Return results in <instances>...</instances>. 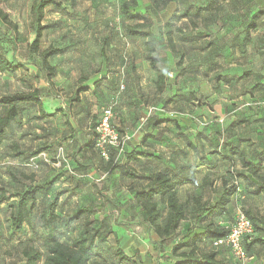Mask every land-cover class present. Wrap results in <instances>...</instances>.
Instances as JSON below:
<instances>
[{"label":"rangeland","instance_id":"374dc122","mask_svg":"<svg viewBox=\"0 0 264 264\" xmlns=\"http://www.w3.org/2000/svg\"><path fill=\"white\" fill-rule=\"evenodd\" d=\"M34 1L0 0V6L16 25L14 27L12 24H0V32L13 40V43L4 44L2 53L10 60L15 57L25 63V67L15 74L0 71V98L39 88L44 108V113H41L36 104L20 105L21 114L10 131V139L0 144V188L6 184L18 186L8 174L10 167L23 168L28 174L35 176L36 183L46 182L50 177L60 173L63 174V178L47 196L39 195L37 205L26 221L25 229L20 233H14L11 229L8 204L0 205V264L24 263L20 242L34 245L46 252V237L50 234H57L60 230L61 240L73 244L74 239L83 234L90 225L102 226L104 230L110 232L108 240L98 244V253L102 254L98 258L102 264H179L181 258L174 257L171 248L184 231L179 229L171 244L159 242V237L145 221L143 211L135 200V191L141 189L145 181H140L139 178L134 182L132 179L121 177L119 171L115 169L120 168L121 162L126 160L127 147L124 152L113 150L111 155V158L112 156L114 158L113 166L107 167L109 160L102 158L93 146L96 127L104 110L109 107H113V112L119 115L133 109L134 103L124 99L132 91L147 98L146 109L164 106L162 108L175 112L174 115H166L180 119L182 124L185 115L193 114L194 118L190 117L191 128L195 131L191 134L203 138L211 134L208 123L214 119L217 106L226 105L228 109L237 107L235 103L239 105L245 103L248 110L246 98L249 100V97L245 96L242 99L239 96L241 93L247 95L252 91L260 92L258 98L261 103L254 106L264 110V16L259 19L258 29L251 32L250 40L253 41V45L251 43L246 47L243 57L246 70L248 66L256 63L261 75H258L256 80L226 82L220 78L217 80L214 75L208 78L203 72L194 75L182 74L180 68L182 66L187 68L189 66L187 63L193 57L190 53L191 55L192 52L195 53L194 58L196 53L201 54L199 60L208 61L212 58L213 54H204L200 50L204 46L203 43H199L201 45L197 51L190 49L189 45L177 43L176 48L179 51L175 52L160 39L163 23L173 14L175 5L178 10L181 8L180 1L171 4L165 10L157 11L152 0H139L138 10L149 17L153 27V37L147 44L142 39H134L127 35L125 24L130 21L120 12L123 0H57L61 2L62 9H57L53 5L46 9L43 23L50 27L44 31L40 46L41 51L51 45L63 49L62 54L50 58L51 65L56 68L51 78L40 54L30 50V44L35 38L31 12ZM216 1L217 5L213 6V11L219 14L231 10L240 11V18L236 22L243 33L252 13L259 9L264 10V0ZM224 18L218 17L221 21ZM184 22L187 21H178V24ZM200 24L203 25L204 22ZM211 39L212 37L203 40L210 42ZM151 46L154 47L153 51ZM150 55L156 58L157 70L151 65ZM221 61L218 58V62ZM174 70H180V73L176 76ZM154 71L163 72L165 75L163 92L157 88L155 81L157 78L149 76L155 75ZM111 72L113 74L110 75ZM138 72L140 75L143 73L144 80L139 78ZM141 81L144 83L141 84ZM177 86L181 88V92L186 90L183 93L186 96L178 95V105L169 109V104L175 98L172 97V89ZM136 102L139 100L136 99ZM138 108L144 109L140 105ZM248 111L252 112L254 109ZM177 115L179 117H176ZM157 124L158 121L155 125ZM125 131L131 132L130 129ZM185 131L187 134L188 130ZM178 134L188 143L189 137L185 133ZM195 135H191L192 140ZM13 141L20 142L26 151L48 147L43 152L51 159L56 158L60 148H63L68 159V167L56 171L45 163L41 156L36 159L39 168L21 167L19 160L8 155ZM201 147L203 150L197 155L200 163L209 154L208 149ZM88 167L90 169H87ZM109 168L114 172V177L108 175L102 178V173L98 169L104 172ZM196 176L201 178V175ZM209 180L212 183L217 180L221 184L218 175H213ZM59 189L66 190L60 198L57 210L59 220L54 229L48 230L41 226L40 214L44 208L43 203L54 198ZM213 192L214 187L209 186L204 197H211ZM180 195H186L185 191L180 192ZM156 200L162 208L165 207L159 197ZM90 202L97 203L98 211L93 216H83L66 228V220L82 205ZM193 208L189 210V214L195 219ZM239 210L227 221L228 226L232 224ZM206 243L208 245L200 251L203 254L215 252L219 263L214 264H264V244L254 247L252 253L249 252L248 260L242 261L226 246L213 249L209 241ZM119 249L130 261L120 262ZM189 250L190 247L180 252Z\"/></svg>","mask_w":264,"mask_h":264},{"label":"trees","instance_id":"16d2710c","mask_svg":"<svg viewBox=\"0 0 264 264\" xmlns=\"http://www.w3.org/2000/svg\"><path fill=\"white\" fill-rule=\"evenodd\" d=\"M177 1H180L181 8L179 10L176 9L173 15L163 24V29L160 31V39L167 43L175 52L179 51L176 48L177 43L189 45V48L193 49V51H197L199 45L203 43L204 46L200 50L204 52V54H213L212 58L207 61L205 59L199 60L201 54L196 53V58H194L195 53L192 52V55L190 53V56H193L191 57V64L187 66V68L184 66L180 68L183 71L182 74L193 73L194 75L203 72L207 76L208 71H214L215 69L221 68L218 58L222 59V56H224L228 49L234 48V46H243V53H245L246 47L250 43L253 45V41L250 40L251 32L258 29L259 19L264 16L263 9H259L252 13L243 33L240 25L236 22L238 18H240L239 15L233 14L229 11H225L223 14L213 11V6L217 5L216 0H152L153 6L157 11L165 10L168 8V5L171 3L176 4ZM52 5L57 9H62L61 2H58L57 0L34 1L31 12L35 38L30 44V50L33 53L40 54L43 65L48 70L51 78L54 76L56 68L51 65L50 58L63 53L61 47L53 45L43 51L40 50L44 31L50 27V25H45L43 23L45 11ZM139 7V0H123L120 6V12L128 21H130L125 24L127 35L134 39L147 41L153 37L152 22L146 14L138 10ZM180 11L181 14H179ZM242 13L244 14V11ZM218 17L225 18L221 21ZM182 20L187 22L178 24V21ZM199 21L200 23L204 22V24L201 25ZM0 24H12L16 27V25L9 19L8 13L5 12L1 6ZM222 29H225L226 31V35L222 39L214 38L211 39L210 42H205V40H203L215 37V35L219 34ZM6 43H13L12 38L0 32V71L2 73L15 74L18 70L25 67V63L18 61L15 57L10 60L2 53L3 46ZM153 49L154 47L151 46L152 51ZM216 57H218L217 60H215ZM150 59L152 67L157 70L156 58L150 55ZM252 66L251 68H255V66ZM246 72L250 71L248 70ZM158 73L156 85L158 90L163 92L165 90V75L162 72ZM215 73L214 76L217 80L220 78L226 82L237 81L234 78H228L229 75L220 73L219 70ZM260 73L258 75H261ZM29 103L38 105L41 113H44L42 95L39 88H34L29 92L2 96L0 98V105L2 106V112L0 113V144L10 139V131L21 114L20 105ZM160 114L163 113L151 116L146 122H149ZM187 116L194 118L193 114L188 113ZM159 122L160 121H158V123ZM235 123L236 122H234V124ZM119 131L121 133L128 132ZM129 133L133 134L132 132ZM217 134L221 135L220 130H218ZM95 139L93 146L96 150ZM128 144L129 142L126 144L125 148ZM186 144L196 153V156L201 150H203L201 147L202 145H196L192 140H189ZM203 147L206 149L204 144ZM125 148L123 152L125 151ZM47 149L48 147H41L26 151L23 149L20 142L13 141L12 148H10L8 155L15 160H19L20 166L24 167L28 166L32 158L39 156V154ZM223 149L227 152L224 159L233 163L237 157L250 175L256 177L260 183L264 182V150L259 152V158L256 160H250L248 159L247 154L240 149L235 141L230 142L229 144H224ZM125 153L126 160L128 161L138 162L141 160V157H155L154 154L137 148L129 152L126 150ZM111 155H113V150L111 151ZM208 161L209 157L207 155L201 163H206ZM113 163L114 158L112 156L107 163V167H112ZM198 163L200 162L198 161ZM192 168L193 165H185L174 170L163 169L154 172L149 178H147V183L144 184L141 189L135 191V200L143 211L145 221L159 237L160 243H173L174 237L176 236V233L179 232L182 223L189 219L192 220V223L187 225L178 242L171 248L173 256L181 258L178 262L179 264L219 263L216 259L217 254L215 252L203 254L200 251L203 247H200L198 244L201 241H205V243L209 241L213 249L225 247L224 245L214 246V242L218 239H223L228 235L230 231L229 226H224L216 219L227 212L232 197L238 191V183L231 181L228 179L229 177L226 178L224 176L221 179V187L217 188V180L214 183L210 182L209 179L212 177L210 174L203 180L201 195H194L183 200L178 195V188L186 184L196 183V171ZM53 169L58 171V169ZM87 169H90V167ZM110 169L111 168L107 170ZM115 169H118L119 174L124 178L146 179L137 176L136 172L134 173L132 170H128L125 165H120V168L116 167ZM8 174L14 182L18 183V186L14 187L11 184H6V186L0 188V205L3 203L8 204L10 209L11 229L14 233H20L25 229L24 226L26 221L29 219L32 210L36 207L39 195L47 196L49 191L63 178V174L60 173L54 175L43 183H36L35 176L28 174L20 167L17 169H14L13 167L8 168ZM242 176L243 174L240 175V177ZM209 186L214 187V198L213 200L209 199L202 203L204 190L209 188ZM65 191V189L57 190L54 198L43 203L44 208L40 214L42 227L48 230L55 228L59 220L57 210L59 208L60 198ZM257 191L259 195L264 196V187L258 188ZM157 197L162 200L165 209L160 206L159 202L156 200ZM191 208L194 209L195 219L189 214ZM97 211L98 205L96 202L82 205L73 216L66 220L65 227L68 228L73 222L79 220L83 216H93ZM244 211L254 225V232L244 240V247L249 255V252L252 253L254 247L264 244V237H260L264 235V214H252L250 210ZM60 233L61 231L58 230L57 234L52 233L50 236L46 237V252L34 245L20 242V246H22V257L24 258L23 264H102L98 258L99 256H102V254L98 253V244L104 243L108 240L110 234L109 231L104 230L102 226L98 227L90 225L86 228L83 234L74 239L73 244L62 241ZM206 245L208 244L206 243ZM188 247H190L191 250L180 252L182 249ZM118 256L120 262L126 260L130 261L121 249L118 250Z\"/></svg>","mask_w":264,"mask_h":264},{"label":"crops","instance_id":"0c3cea01","mask_svg":"<svg viewBox=\"0 0 264 264\" xmlns=\"http://www.w3.org/2000/svg\"><path fill=\"white\" fill-rule=\"evenodd\" d=\"M170 5H168V7ZM175 11L176 5L173 8V13ZM229 12L240 15V11ZM225 35L226 31L225 29H222L220 30V33L215 35V37H212V39H222L225 37ZM145 42L148 44L149 40ZM249 45H251V43ZM242 48L243 46H234V48H229L224 56H222V61L219 62L221 68L215 69L214 71H208L207 77L209 78V76L211 77L215 75V72L219 70L220 73L229 75L228 78L230 79L234 78L235 80L240 81L247 79L256 80L257 75L260 73L259 68L257 67V64L254 63L253 66H255V68L248 66L246 70L243 64L245 60L243 57L245 54L243 53ZM187 64L190 65L191 60ZM248 70L250 72H246ZM139 73L140 72H138V75H140ZM154 73L155 75H149L153 79H155V77L157 78L159 74L156 71H154ZM179 73L180 70H174V74H176V76ZM139 78H142V80L145 79L143 78V73L139 76ZM143 83L144 82L141 81V84ZM180 89L181 88L178 86L176 88L173 87L172 97L175 98L169 104L168 108H176L178 105V95L186 92V90L181 92ZM250 93L251 94L247 95H245V93H241L239 96L242 99H244L245 96L249 97V100L246 98L248 110L254 109V111H248L245 108V103H241L240 105L235 103L237 107H229L228 109L226 105L217 106L218 108H216L214 111V119H211V122L208 123L210 124L208 129L210 130L211 134L210 136H207V138H202L197 137L195 134H191L192 131H195V129L191 128L192 120L187 115L184 116L185 119H182L184 124L180 122V119H176L165 114H160L159 118L155 119L154 121L152 120L150 122H142L140 118L145 116V114L148 112V109L145 108V102L147 101V98L143 96V94L138 96L137 93L135 94L133 91L130 92L127 97H124V99H128L134 103L133 109L126 113L122 112L121 115L114 112L112 122L117 128H120V130L125 131L130 129V131L133 133V138L130 140L126 148L128 152L137 148L154 154L155 157H141V160L138 162L124 160L121 162V165H125L128 170H132L134 173L136 172L137 176L146 178L140 179V181H145L144 184H146L148 181L147 178H149L154 172L158 170H174L185 165L193 164L194 167L192 169L196 171V175H201V178L197 177L195 184H186L178 188V195L181 199L186 200L192 195H201L203 180L207 175H218L220 176V179L225 176L226 178L229 177L228 179L231 181L238 183V191L232 197V201L227 212L217 217L216 220L218 222L228 226L226 224L227 221H229L231 216H233V213L239 209L250 210L252 214H264V196L259 195L257 191L258 188L264 187V182L260 183L256 177L250 175L237 157L233 163L229 162L227 159H224V156H226L225 154H227V152L223 149V146L224 144H229L233 141H235L240 149L247 154V157L250 160H256L259 158V152L264 150V110L263 108H256L254 106L258 103H261L259 102L258 98L260 92L252 91ZM183 95L186 96V94ZM136 99L139 100L138 103L136 102ZM139 105L144 107V109H139ZM257 109L260 110V112H258ZM176 117H179V115ZM215 120L216 122H214ZM156 121H160L159 124L155 125ZM234 122L236 123L234 124ZM185 130H188L187 134ZM218 130H220L221 135L217 134ZM178 133H185V135L189 137V140H192L191 135H195V138L192 141L196 145L203 146L204 144L205 148L209 150V161L206 163H198L196 153L187 146L185 140H183L181 138L182 136H179ZM165 134H167V136H164ZM145 137L148 138L146 139ZM201 142L203 144H201ZM98 170L102 173V178L108 175L110 177H114L115 175L111 169L108 171L105 170L104 172H102L101 169ZM241 174H243L242 177H240ZM137 180L138 178L132 179L134 182ZM221 184L220 182H216L217 186H221ZM182 191H185L186 195H180V192ZM205 193L206 190H204V194ZM214 195L215 193L213 192L211 197H203L202 203L208 201L209 199L213 200ZM189 223H192L191 219L183 222L179 229L185 231V228ZM198 245L200 247H204L206 243L205 241H201Z\"/></svg>","mask_w":264,"mask_h":264},{"label":"built area","instance_id":"2783aa9c","mask_svg":"<svg viewBox=\"0 0 264 264\" xmlns=\"http://www.w3.org/2000/svg\"><path fill=\"white\" fill-rule=\"evenodd\" d=\"M111 74H113V72H111L110 75ZM158 113H165L168 115L175 114V112L172 110H167L160 106H152L148 109L147 114H145V116L141 118V121L146 122L151 116ZM113 116V107L105 109L103 115L100 118L99 124L96 127V150L102 158H105L107 160H110L112 150L123 152L126 144L130 142L133 137V134L129 132L121 133L114 126L112 122ZM39 156H41L43 158V161L49 164L52 168L65 170L68 167V159L63 148H60L56 155V158L51 159L44 152L39 154ZM39 156L32 158L28 166L36 169L39 168V165L36 163V159ZM229 230L230 231L225 238L218 239L214 242V246H227L239 260H248L249 255L244 247V240L247 236L251 235L254 232V225L252 220L242 209H240L234 218V222L229 226Z\"/></svg>","mask_w":264,"mask_h":264}]
</instances>
